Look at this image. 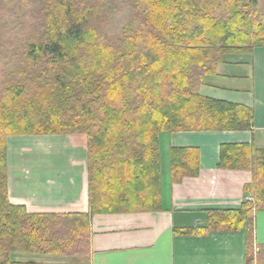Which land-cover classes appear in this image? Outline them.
Masks as SVG:
<instances>
[{
    "label": "trees",
    "instance_id": "1",
    "mask_svg": "<svg viewBox=\"0 0 264 264\" xmlns=\"http://www.w3.org/2000/svg\"><path fill=\"white\" fill-rule=\"evenodd\" d=\"M4 1L0 53L16 68L0 84V264H38L12 252L86 254L92 214L159 208L161 132L252 129L250 107L200 87L225 53L264 45L256 1L125 0L134 9L129 26L110 37L106 0H6L24 9L15 40L1 31ZM70 133L87 136L90 212L31 213L11 202L8 137ZM198 159L196 148H173L172 181L198 174ZM218 165L250 170L252 199L210 210L206 226L176 231L247 225L246 264H264V244L256 252L253 237L254 215L264 210V149L224 143Z\"/></svg>",
    "mask_w": 264,
    "mask_h": 264
},
{
    "label": "crops",
    "instance_id": "2",
    "mask_svg": "<svg viewBox=\"0 0 264 264\" xmlns=\"http://www.w3.org/2000/svg\"><path fill=\"white\" fill-rule=\"evenodd\" d=\"M200 93L250 107L252 129L161 132L159 208L92 214L86 254L12 252L11 258L38 264H246L247 225L203 234L176 229L206 226L210 210L236 209L252 199L245 192L252 172L218 164L224 143L264 149V45L225 53L204 76ZM173 148L198 149V174L172 181ZM8 193L31 213H89L87 136H9ZM253 224L258 247L264 244V210L256 211Z\"/></svg>",
    "mask_w": 264,
    "mask_h": 264
},
{
    "label": "rangeland",
    "instance_id": "3",
    "mask_svg": "<svg viewBox=\"0 0 264 264\" xmlns=\"http://www.w3.org/2000/svg\"><path fill=\"white\" fill-rule=\"evenodd\" d=\"M247 1V0H246ZM253 1V0H248ZM247 1V2H248ZM258 3V6L253 5V9H256L259 13L264 14V0H254ZM106 11H107V21L104 26L105 32L108 36L113 37L114 35L124 32V30L129 26L131 17L134 13V9L131 3L125 0H106L105 2ZM4 10L2 11L5 15V27L1 31L9 39L15 40V36L22 37V32H20L19 23L21 21L22 13L24 9L20 6L14 7L12 3L4 1ZM29 18V17H28ZM6 49H11L9 45ZM16 65L14 64L11 54L0 53V72L3 71L0 75V84L4 79L3 73L6 71L15 70ZM259 247L256 246L255 251L257 252ZM21 253V252H19Z\"/></svg>",
    "mask_w": 264,
    "mask_h": 264
}]
</instances>
